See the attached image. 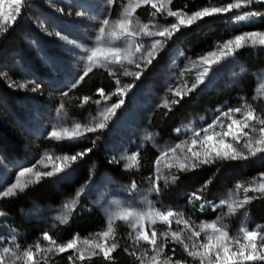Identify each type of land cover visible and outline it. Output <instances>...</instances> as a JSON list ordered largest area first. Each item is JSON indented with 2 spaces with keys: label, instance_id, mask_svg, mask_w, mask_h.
Wrapping results in <instances>:
<instances>
[{
  "label": "rangeland",
  "instance_id": "1",
  "mask_svg": "<svg viewBox=\"0 0 264 264\" xmlns=\"http://www.w3.org/2000/svg\"><path fill=\"white\" fill-rule=\"evenodd\" d=\"M121 1V12L114 14L113 5L109 6L107 0H26L14 21L10 19L5 24L0 18V28L5 29L0 32V123L16 138L20 146L18 153H12L0 138V202L23 196L31 187L46 182L60 196L57 204L31 201L26 209L21 211L22 222L33 224L35 229L33 241H26V244L17 241L26 238L24 234L4 220L7 219L5 216H0L2 264H38L54 259L61 253L58 251L59 244L54 246L49 241H45L43 234L47 232L52 236L57 227L67 226L74 210L83 200H86L103 216L106 221L105 231H107L110 213L119 210L116 202H119V208H129L145 213L150 208L181 210L183 216L179 224L176 223L178 217L175 215L170 218L172 221L170 225L158 219L155 225H151L148 221L142 222L143 231L150 235L151 229L154 228L158 239L162 232L169 233L165 239L166 247L169 246L171 250L175 249V252L168 255L163 251L160 259L171 257L170 264H175V261H180V264H200L199 259L194 260L188 257L182 244L172 240L171 231L178 232L184 239L190 235V230L200 231V225L204 223L215 222L224 226L232 238L230 247L236 251L239 250L241 243H247L243 239L241 229L257 231L260 234L257 238V250L264 251L259 247L264 244V239L260 238L264 237V224H257L250 213V206L255 201L264 198V193L251 190L264 184V152L252 155L247 149H242L243 143L248 139L254 142L260 138L259 129L264 125L255 120L250 121L253 122L251 126L256 131L246 129L245 133L248 135L243 136L239 144L234 141L230 142L233 147L243 150L247 158L225 160L216 158L212 153L213 162L203 164L209 167L211 179L220 178L218 190L212 195L217 210V215L213 220L204 223L194 222L187 212L191 205L190 198L189 201L183 202L179 199H169L164 193L174 185L180 174H189L198 168L189 165L186 170L178 171V164L184 157L189 158L190 161L193 159L188 152V149L194 146L192 145L193 139L201 144L198 145L201 149L199 152L201 159L209 150V145L203 141L202 129L216 122V131L227 130V124L231 120L224 116L223 112L238 106L247 110L249 106H252L255 108L252 109L254 114L264 118V67L250 73L246 65L236 56L239 49H234L231 55H219L222 44L227 39L234 38L236 34L258 31L249 30L248 27L253 28L264 21V4L253 3L242 6L240 9H233L234 14L229 16L227 14L230 12L213 14L197 19L191 25H180L179 31H174L172 36L166 40L163 37H148L141 33L138 38L145 46H149L155 40L165 42L153 53L154 58L150 64L138 60L141 68H137L136 63L129 64L127 60H124L122 65L105 64L103 60V54L114 43L108 38L107 33L112 30L117 19L123 18L127 6L137 2V0ZM219 1L222 2V6L211 2L204 8L226 7L228 3L235 2V0ZM9 2L10 0H5L6 11L12 10L7 8ZM153 2L159 3L160 0H153ZM173 2L174 0H171V3H166L167 10L174 11ZM142 7L151 8V4L140 3L132 14V27L137 30L145 24L150 30H154L153 25L163 27L178 22L176 17H168L167 11L156 13V10H152L150 20L141 19L138 16V10ZM177 12L185 16L195 13H188L184 10ZM252 12H257L259 15L253 16ZM240 15H244L245 19L240 20L238 18ZM104 19H108L110 23L106 29L105 38L97 42L98 29ZM204 19L228 23L230 25L227 31L228 37L219 40L209 53L193 58L183 49L182 38L178 33ZM115 43L126 46L123 41H115ZM246 46L252 47L264 56V45H252L249 41ZM93 48H99L100 52L98 53L99 62H93L92 70L107 71L116 88L112 93L106 94L105 98L98 96L96 100H84L81 107L74 110L63 93L65 91L69 93L81 84L80 82L77 87L70 88V85L77 81V78L88 67L89 62L85 57L91 54ZM212 52H216L217 55L212 56ZM140 55L134 51V48L132 49V59L136 60ZM205 68L208 69L206 74H204ZM126 70L130 74L126 75ZM136 72L141 73L138 79L135 77ZM247 78L254 79L255 89L246 101L236 98L223 108L205 107L198 114L188 111L179 118L174 138H163L154 129L152 117L156 112L170 110L175 103L193 94L198 96L206 92L221 93L222 91H227L228 94L233 91L244 94L246 91L243 82ZM117 80L120 81V85H117ZM25 82H28L26 88L9 86L10 83L19 85ZM34 85H38L36 91L31 90ZM124 85H131V88L125 89L126 95L121 97L116 94V89ZM120 98H123L124 103L115 109V115L109 114L105 121L103 109L115 104ZM96 101L100 103L97 104ZM60 104H64V109H60ZM230 115L232 118L243 121L244 111L239 114L230 113ZM65 122L70 125L69 135L71 126H74L76 122L82 125L105 122L106 127L94 133H85L84 137L79 140L69 139L68 136L61 141L50 138L51 130L59 131L60 126ZM220 124H223V128ZM196 131H200L199 136H196ZM212 131L213 129H209V134ZM95 137H98L95 144L102 140L105 154L121 164L123 176L118 178L110 173L91 171L85 185L78 186L73 193H68L77 182L76 164L73 161L55 159V157L68 155L63 151L62 145L92 146V139ZM221 138L215 137L213 143ZM223 139L227 141L226 137ZM177 144L181 147L173 153L171 148ZM254 147H264V145L254 144ZM150 148L156 154L157 160L153 176L147 178L140 172L139 158L144 151ZM47 156H52L53 159L49 160ZM132 156H135V160L130 159ZM248 161L259 170L257 175L249 179L238 170V167ZM168 164H173V167L169 169ZM53 165L65 170L51 177H41L37 180L36 171H51ZM25 167H32L33 172L21 177L19 173ZM172 173H175L177 177L174 181L170 179ZM166 177H168L167 181ZM17 181H19V187L13 190L14 194L8 197L3 196V191L16 184ZM208 185L209 182H206L197 190L201 193L202 199L208 195L206 192ZM157 188L160 190L157 191ZM245 189L249 190L246 192ZM245 196L251 198L247 203H244ZM185 221H189L187 227ZM111 223L113 233L108 238H103L99 235L100 233L84 237L76 236L73 238L77 241L76 248L64 252H71V257L76 264L81 262L78 259L79 250H86L83 261L105 258L99 249H94L97 255H91L90 252L93 250H88V246L84 243L85 240L102 243L105 246L116 243L118 247L110 255L118 249H123L131 257L133 264H141V259L138 257H143V264H150V257L153 254L151 246L136 239L140 227H131L128 221L118 218L112 219ZM120 231L125 232L123 240L122 234H118ZM13 236L16 237V241L10 242ZM192 239L197 242L204 241L206 233L201 232L199 238L193 237ZM189 245L191 246V242ZM3 247H9V253H4ZM49 248L52 251H48ZM24 251L32 252V261H28L23 255ZM211 260L215 264L214 255ZM245 262L248 261L241 263Z\"/></svg>",
  "mask_w": 264,
  "mask_h": 264
},
{
  "label": "snow or ice",
  "instance_id": "2",
  "mask_svg": "<svg viewBox=\"0 0 264 264\" xmlns=\"http://www.w3.org/2000/svg\"><path fill=\"white\" fill-rule=\"evenodd\" d=\"M26 0H10L7 8L12 9L11 11L5 10V0H0V18L3 19L5 24L11 19L15 20L17 14L21 12L22 6ZM109 6L114 4V0H107ZM140 3L143 4H151V7L156 10V13H161L163 11H167L168 17H176L178 22L172 23L170 26H159L153 25L154 30H150L147 24L140 26L139 30L133 28V20L132 14L135 12L136 8L139 7ZM166 3H171V0H160L159 3L153 2V0H137L135 4H129L125 9L124 16L121 19H117L115 24L112 27V30L107 33L109 39L113 40L114 43L112 46H109L106 50V53L103 54V60L105 64H121L124 60H127V63L132 64L136 63L137 68H141V64L137 62L138 60H143L146 64H150L152 59L154 58L153 53L157 50L158 46H162L165 42L163 40H155L151 42L149 46H145V44L138 38L141 33L148 37H163L166 39L170 38L174 31H179L180 25H191L197 19H202L206 16H211L213 14H221V13H228L231 12L233 9H240L242 6L251 5L253 3L264 4V0H235L234 3H228L226 7H212V8H204L203 11H196L192 15L185 16L181 12L167 10ZM14 6V7H13ZM251 15L257 16L259 13L252 12ZM240 20H244L245 16L240 15L238 17ZM109 20L104 19L101 22V26L98 29L99 35L96 37L97 42L102 41L106 35V29L109 26ZM118 29V31H117ZM5 29L0 28V32H3ZM115 41H123V44L126 46H122L121 44L115 43ZM251 42L252 45H264V31H251V32H244L242 34H236L234 38H229L225 43L222 44V48L220 50L219 55H231L233 50L240 49L248 42ZM136 53H140L141 55L136 58V60L132 59V49ZM87 51V49L85 50ZM100 52L99 48H93L91 50V54L87 55L85 59L89 62L88 67L86 70L82 72V74L77 78V81L73 82L70 85V88H75L79 85L80 82L84 80L89 72L92 71L93 62H99L98 53ZM212 56H216V52L211 53ZM208 72V69H204V74ZM125 74H130L125 71ZM141 75L140 72L135 73V77L138 79ZM27 83H21L16 85L14 83H10V87H20L26 88ZM34 84V82H32ZM117 85H120V81H116ZM38 85H34L31 89L32 91H36ZM131 85H124L122 87H118L116 89V94L126 95L125 89H130ZM98 94L101 98L106 97V93L103 88L98 89ZM64 96L68 95V92L65 91L63 93ZM110 98V97H108ZM182 98V97H181ZM87 97L85 100L87 101ZM97 104L100 101H96ZM124 103L123 98H120L115 104L109 105L103 109V119L106 121L108 119V115L112 114L115 115V109L119 108ZM60 109H64V104H60ZM244 111L243 121L241 119L232 118L230 113H241ZM223 115L229 117L231 120L230 123L227 124L226 131H216V122L210 123L207 127L203 128L202 131L204 133L203 141L205 144L209 145V150L205 152L204 158H200L199 152H192V149L189 148L188 151L192 152L193 159L190 161L189 158L184 157L182 162L178 164V171L186 170L189 165L193 168L199 167L203 164H208L213 162L211 160V154L214 153L215 157L218 159H231L236 160L238 158H247L243 150H238L237 148L233 147L231 143H226L223 137H231L233 141L237 144L240 142V137L248 135L244 132V129H250L251 131H256L254 127L249 124V121L255 120L257 123L264 125V118H260L258 115L254 114L251 110L250 106L247 110H245L242 106H238L235 108L229 109V111L223 112ZM106 127L105 122H98V123H91V124H83L80 122H76L74 126H71V134L70 132V125L68 122H65L60 126V130L57 131L55 129L51 130L50 138H55L56 141H61L65 136H68L69 139L79 140L84 137L85 133H94L98 130H102ZM220 127L223 128V124H220ZM209 129H213L212 133L209 134ZM260 138L255 140L248 139L242 145V149H247L252 155H256L257 152H264V147H254L255 145H264V127L259 129ZM196 136L200 135V131H196ZM215 137H222L218 142L213 143ZM96 139L95 137L92 139L93 146L95 145ZM197 141L195 139L192 140V145H195ZM181 146L179 144L173 146L171 151L175 153L178 148ZM93 149L88 148L84 151H78L75 154L71 155H60L56 156L55 159L63 160V161H77L78 157H83L87 153H90ZM165 155H167V151H165ZM49 160H52V156L46 157ZM123 157H121L122 159ZM130 159L135 160V156L130 157ZM110 162H115V160H110ZM159 163V161H157ZM167 167L171 169L173 164H168ZM65 169L59 167L57 165H53V169L51 171H36L35 177L39 180L41 177H51L54 174H59L63 172ZM33 172L32 167H25L22 171H20L19 175L21 177L25 176L26 173ZM176 174L172 173L170 176L171 180H175ZM166 181L168 177L165 178ZM19 187V181L16 184H13L11 187L7 188L6 191H3V196L8 197L9 195L14 194L13 190ZM160 189L157 188V191ZM249 189H245L247 192ZM252 191H258L264 193V184H261L258 188L251 189ZM191 200H200L202 199L201 193L199 191L190 194ZM251 199L247 196L244 198V203H247L248 200ZM117 203L118 211L110 213L109 223L107 224V231L100 233L99 235L103 238H108L113 233V225L111 223L112 219H120L123 221H128L131 227H140V231L137 233V241H144L148 245L151 246L152 255L150 257V264H170L171 257L165 258L163 260L160 259L164 249L166 248L165 239L168 237V232H162L161 237L158 239L157 231L153 228L151 229L150 235L143 231V221L150 222L151 225H155L157 223V219L165 224H171L170 218L174 215L178 217L176 223H180V218L183 216V213L179 209H168V210H154L149 209L147 213L143 211H135L129 208H119V202ZM201 209L205 207V204L202 203L199 206ZM189 224V221H185V225ZM210 230V232L208 231ZM243 232V239L247 241V243H241L239 245V250H233L230 247L231 237L229 235L228 230L222 226L218 225L215 222L212 223H204L200 225V231L190 230V235L185 237L184 239L181 238V235L176 231H171V238L174 242H178L183 245L184 251L187 253L188 257L195 259H199L200 264H214L211 260V257L215 256V264H241L243 261H254V260H264V251H258L257 245V238L260 235L257 231L241 229ZM201 232L206 233V239L204 241H195L192 238L196 237L199 238ZM264 239V237H260ZM43 239L45 241H49L52 245H57V241L50 236L47 232L43 234ZM16 237H11L10 242H15ZM191 242V246L189 245ZM85 245L88 246V250H93L90 252L91 255L95 256L97 253L94 249H99V252L103 253L106 259L110 258V253L113 252L118 245L116 243H112L110 246H105V244L97 243L95 241H84ZM77 245L76 239H72L71 241L67 242L66 244L58 245V251L63 253L68 249H75ZM19 245H17L18 247ZM261 249H264V244L259 245ZM37 248L39 245L37 244ZM9 247H3L4 253H9ZM48 251H52L51 248ZM85 251L86 250H79L78 259L83 261L85 259ZM173 253L175 249L172 250ZM136 255V253H132ZM15 255V253H13ZM23 255L27 257L28 261H32L33 254L31 251H24ZM141 259V264H143V257H138ZM69 261L74 264L73 257H69ZM3 262V257L0 256V264ZM175 264H180V261H175Z\"/></svg>",
  "mask_w": 264,
  "mask_h": 264
},
{
  "label": "trees",
  "instance_id": "3",
  "mask_svg": "<svg viewBox=\"0 0 264 264\" xmlns=\"http://www.w3.org/2000/svg\"><path fill=\"white\" fill-rule=\"evenodd\" d=\"M121 0H114L113 12L119 14L121 12ZM220 4L219 0H174L172 9L174 11L184 10L188 13H194L210 5V3ZM152 7H142L138 10V16L141 19L147 20L152 16ZM234 14L232 11L227 16ZM226 16V15H224ZM150 20V19H149ZM230 25L225 22L212 21L211 19H204L195 25L182 30L178 35L182 38V47L193 58H199L213 50L214 46L219 40L227 39V31ZM249 30L256 29L264 31V21L254 26L248 27ZM241 32V29H239ZM236 56L246 65L250 73L257 71L264 67V56L258 53L252 47H243L236 52ZM244 94H238L235 91L227 93L206 92L198 96L195 94L183 98L174 104L170 110H160L152 117V125L154 129L163 138H174V131L177 129L179 118L188 111L193 114H198L203 111L205 107L210 108H223L229 103L236 100L246 101L254 92L255 81L253 78H247L244 82ZM103 88L106 94H110L115 90V83L107 71L96 69L92 70L81 84L70 91L67 95V100L70 106L75 110L81 107L85 97L89 101L96 100L99 96L98 89ZM251 110L255 109L250 106ZM231 122V121H229ZM252 125L253 122L249 121ZM248 130V129H247ZM244 129V132L247 131ZM103 135V133H102ZM243 135L240 137V141ZM0 138L6 147L12 153H18L20 146L14 136L6 131L0 123ZM226 143L233 141L231 137H226ZM235 142V141H234ZM240 143V142H239ZM196 145V147H194ZM192 147V152H200L201 149L198 145L199 142ZM63 151L68 154H75L78 151H84L88 148L93 150L83 157H78L75 161L77 168V182L70 188L68 193H73L78 186L85 185L89 180L91 171H101L110 173L118 178L123 176L122 166L119 162H110V159L104 152L102 140L94 146H65L62 145ZM189 152V151H188ZM192 152L189 154L192 156ZM157 156L153 149L144 151L140 158V172L144 177H151L154 174V165ZM246 178H253L259 173V170L250 162H245L238 167ZM211 171L209 167L200 165L194 172L179 175L174 185L165 190V196L169 199H179L183 202L189 201L190 194L197 192L198 188L209 182L206 192L207 197L200 200H191L190 208L188 209V216L191 220L197 223H204L213 220L217 215L215 208V201L212 198L213 193L218 190L217 186L220 183V178L215 177L211 179ZM60 196L56 191L48 186L47 182L38 184L28 189L23 196L16 197L11 200L0 202V216H5L4 220L11 223L14 228L20 230L26 238L18 239L21 244H26V241H33L35 229L33 224L23 223L21 220V211L26 209L29 202L34 201L38 203H52L57 204ZM204 203L205 207L201 209L199 206ZM250 213L257 224H264V198L255 201L250 206ZM4 222V221H3ZM2 224V221H0ZM106 229V221L103 216L86 201L83 200L79 203L78 207L74 210L70 222L67 226H59L55 229L52 237L57 241V244H66L76 236H87L89 234L102 233ZM122 240L125 238V232L120 231ZM164 252L168 255L173 254V251L167 246ZM72 256L71 252H63L54 259L48 262H41L38 264H72L69 257ZM76 264H133L131 257L123 250L118 249L110 255V258H98L90 261H81ZM241 264H264V260L248 261Z\"/></svg>",
  "mask_w": 264,
  "mask_h": 264
}]
</instances>
